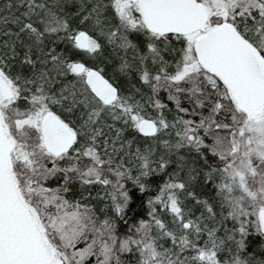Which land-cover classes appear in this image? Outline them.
<instances>
[{"label":"snow or ice","instance_id":"obj_1","mask_svg":"<svg viewBox=\"0 0 264 264\" xmlns=\"http://www.w3.org/2000/svg\"><path fill=\"white\" fill-rule=\"evenodd\" d=\"M0 264H264V0H0Z\"/></svg>","mask_w":264,"mask_h":264}]
</instances>
